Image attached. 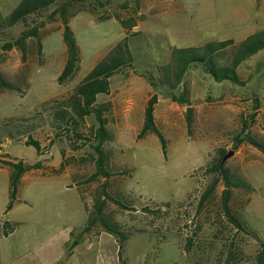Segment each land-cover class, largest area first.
Wrapping results in <instances>:
<instances>
[{
    "label": "rangeland",
    "instance_id": "rangeland-1",
    "mask_svg": "<svg viewBox=\"0 0 264 264\" xmlns=\"http://www.w3.org/2000/svg\"><path fill=\"white\" fill-rule=\"evenodd\" d=\"M20 1L0 0L2 16H9ZM63 1L14 26L0 27V69L21 87V91L0 93V126L9 123L7 131L16 136L7 141L2 155L26 158L30 163L41 161L42 168H66L67 179L82 187L85 206L91 205L106 182L96 173V162L91 157L97 155L95 143L55 134L48 113L40 110L45 101L69 94L127 36L134 67L116 74L112 93L99 94L98 101L113 102L109 115V127L116 135L113 162L127 171L118 174V170L108 178V191L122 195L135 207L122 209L111 200L106 205L110 219L133 236L128 245L130 263L136 264L139 251L146 247L148 264H261L258 255L264 242V152L247 136L264 142V49L237 68L244 84L218 82L201 63L188 71L174 92L180 95L184 86L190 88L194 108L191 127L188 105L174 101L165 87L154 88L146 75L155 74L167 64L174 48L228 39L238 45L264 29V0H87V6L99 14L109 11L124 17L134 15L138 24L129 33L115 17L99 20L88 12L73 16L70 25L80 48V68L68 83L60 84L57 78L64 69L67 48L59 14L53 20L49 17ZM125 3L130 4L128 9L121 8ZM82 5L78 3L77 7ZM35 27L41 38L27 39L25 58L17 47H3ZM230 56L231 52L225 53L223 61ZM155 92L159 95L155 117L167 140V156L155 133L138 137L147 101ZM94 123L95 116L90 114L81 127L86 131ZM29 135L40 141L41 151L25 143ZM76 144L81 147L74 148ZM220 149L234 152L225 165L252 186L249 190L234 188L230 203L243 220L244 230L224 213L223 181L201 201L215 177L201 168ZM28 181L26 177L24 182ZM0 183H8L6 171L0 172ZM145 205L160 212L146 213L142 209ZM137 232L147 233L151 240ZM81 249L79 246L76 251Z\"/></svg>",
    "mask_w": 264,
    "mask_h": 264
},
{
    "label": "trees",
    "instance_id": "trees-1",
    "mask_svg": "<svg viewBox=\"0 0 264 264\" xmlns=\"http://www.w3.org/2000/svg\"><path fill=\"white\" fill-rule=\"evenodd\" d=\"M60 0H21L9 16L3 17L0 11V27H11L21 21H25L30 15L36 14L42 10L49 8ZM107 1V0H106ZM87 0H66L61 2L58 7L51 13L50 20L56 14H59L62 26L63 36L66 44V62L63 71L58 76L60 84L68 83L80 68V48L75 36V33L70 25V19L81 12H89L97 17L99 20L115 17L122 26L130 33L138 24V19L134 15L124 17L119 12L111 13H97V10L87 6ZM78 3L83 5L78 8ZM108 4L107 2H101ZM123 9L130 7L129 3L120 5ZM43 26L44 23H42ZM41 38L38 28L23 31L22 35L14 42L7 43L3 47L11 49L17 47L23 52L24 58L28 49L29 37ZM42 45H40L41 47ZM264 49V29L248 36L240 44H235L232 39L211 41L200 46H190L183 48H174L172 50V58L167 63L159 67L155 74L147 73L146 78L154 87H165L174 101L188 105L187 117L188 124L191 127L193 122L194 108L190 100V88L184 86L180 95H177L174 90L178 88L183 82L184 77L188 71L198 63L204 66L207 73L211 74L218 82L231 80L238 84L245 82L240 78L237 68L239 65L253 56L258 51ZM231 56L228 61H223V55L230 53ZM134 67V57L128 43L126 36L119 41L107 54H105L82 78L78 84L62 98H54L43 103L41 110L47 112L49 116V123L55 130V134H61L75 140H84L95 143V150L97 155H91L96 162V173L105 177L106 182L98 191L95 200L91 205H87L88 220L82 232H86L94 227L101 226L103 229L113 233L123 247L130 235L126 234L123 226L116 220L110 219L106 212V205L108 201H112L117 206L126 210H133L135 207L128 203L124 197L117 193H110L108 186L110 185L109 177L119 170L118 174L127 173L124 169H119L118 165L113 162L112 142L115 140V132L109 127L110 114L113 110V102L111 100L99 102L98 95L101 93L109 94L111 92V79L116 74L120 73L126 68ZM4 90H18L21 87L15 82L11 81L0 69V93ZM159 101L157 92L153 93L148 99L145 107V116L143 128L138 134L141 138L148 132L155 133L161 143V148L165 156H167V140L156 122L155 109ZM94 114L96 123L90 125L85 131L81 126L86 124V118ZM9 123L0 126L3 132H0V149L5 146L7 141L14 139L15 133L7 131ZM248 141L264 152V142L255 136L248 135ZM26 144H34L39 151L42 146L39 140L29 135ZM81 145H74V148H80ZM227 151L220 149L219 154L216 155L211 162L201 169L208 174H213L215 177L210 183L206 191L201 197V201L207 199L213 193L218 182L223 181L225 188L223 189L222 205L225 215L228 217L238 229L244 230L245 225L239 214L234 213L231 208V199L234 188L251 189V184L239 173H233L225 165L224 156ZM11 169L10 177V200L7 210L11 209L17 199L18 187L23 174L33 168L41 166V161L36 163H29L23 159L15 158V160L4 161ZM118 169H114V167ZM63 169V168H61ZM81 192L82 187L79 185ZM84 193V192H83ZM143 211L149 214H157L159 209L145 205L142 207ZM5 233L13 229V225L9 222H4ZM191 241V240H190ZM262 250L258 255V260L264 264V242L262 243ZM189 249V245H186Z\"/></svg>",
    "mask_w": 264,
    "mask_h": 264
},
{
    "label": "crops",
    "instance_id": "crops-1",
    "mask_svg": "<svg viewBox=\"0 0 264 264\" xmlns=\"http://www.w3.org/2000/svg\"><path fill=\"white\" fill-rule=\"evenodd\" d=\"M112 87L111 79L110 93ZM4 147L0 149V172H7L8 183H0V264H131L128 245L132 234L122 247L113 233L101 227L82 232L88 210L77 182L67 179L66 168L38 167L26 171L17 199L7 210L11 169L4 161L15 158L4 157ZM18 159L28 162L26 158ZM36 173L40 175L35 176ZM26 177L30 181L24 182ZM2 222L11 223L13 229L5 233ZM137 233L151 240L147 233ZM75 240L77 245L73 244ZM78 245L82 247L79 252ZM147 258L144 247L135 263L148 264Z\"/></svg>",
    "mask_w": 264,
    "mask_h": 264
},
{
    "label": "water",
    "instance_id": "water-1",
    "mask_svg": "<svg viewBox=\"0 0 264 264\" xmlns=\"http://www.w3.org/2000/svg\"><path fill=\"white\" fill-rule=\"evenodd\" d=\"M234 154L233 151H229L226 153V155L224 156V160H227L229 157H231Z\"/></svg>",
    "mask_w": 264,
    "mask_h": 264
},
{
    "label": "built area",
    "instance_id": "built-area-1",
    "mask_svg": "<svg viewBox=\"0 0 264 264\" xmlns=\"http://www.w3.org/2000/svg\"><path fill=\"white\" fill-rule=\"evenodd\" d=\"M1 228L5 231L4 222H2V224H1Z\"/></svg>",
    "mask_w": 264,
    "mask_h": 264
}]
</instances>
